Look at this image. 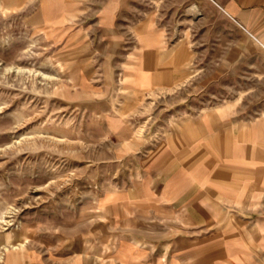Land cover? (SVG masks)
Segmentation results:
<instances>
[{
    "label": "rangeland",
    "instance_id": "1",
    "mask_svg": "<svg viewBox=\"0 0 264 264\" xmlns=\"http://www.w3.org/2000/svg\"><path fill=\"white\" fill-rule=\"evenodd\" d=\"M106 4L0 0V264L5 245L21 241L39 256L90 247L93 237L106 250L101 236L122 229L108 200L140 183L141 156L173 124L250 89L212 79V64L169 88H133L136 37L103 35ZM170 10L165 25L184 28L186 6L174 17Z\"/></svg>",
    "mask_w": 264,
    "mask_h": 264
},
{
    "label": "crops",
    "instance_id": "2",
    "mask_svg": "<svg viewBox=\"0 0 264 264\" xmlns=\"http://www.w3.org/2000/svg\"><path fill=\"white\" fill-rule=\"evenodd\" d=\"M107 1L98 13L103 35L136 37L133 88H169L191 80L194 66L212 64V79L250 89L173 124L170 137L141 156L140 183L108 200L122 229L101 236L106 250L93 237L90 247L83 241L39 256L21 241L5 245L1 264H264V0ZM184 5L189 20L170 29L166 8L174 17Z\"/></svg>",
    "mask_w": 264,
    "mask_h": 264
},
{
    "label": "bare ground",
    "instance_id": "3",
    "mask_svg": "<svg viewBox=\"0 0 264 264\" xmlns=\"http://www.w3.org/2000/svg\"><path fill=\"white\" fill-rule=\"evenodd\" d=\"M16 245V244H15ZM24 245V244H23Z\"/></svg>",
    "mask_w": 264,
    "mask_h": 264
}]
</instances>
